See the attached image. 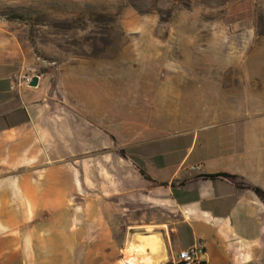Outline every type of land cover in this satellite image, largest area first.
<instances>
[{
	"label": "rangeland",
	"instance_id": "rangeland-1",
	"mask_svg": "<svg viewBox=\"0 0 264 264\" xmlns=\"http://www.w3.org/2000/svg\"><path fill=\"white\" fill-rule=\"evenodd\" d=\"M71 57L104 60L106 98L89 99L66 84L58 89V68ZM26 77L41 84L27 86ZM25 106L33 120L24 132L48 147L10 152L11 143H1L0 194L17 189L22 177L51 175L67 193L76 226L85 205L103 203L123 208L109 220L118 245L127 224L135 223L139 236L167 232L161 226L180 219L175 207L132 202L142 161L131 144L215 140L220 112L251 116V140L254 127L264 132V0H0V116ZM152 130L150 139L143 136ZM29 152L37 164L14 163ZM101 158L113 193L115 166L122 165L125 192L99 202ZM13 189L8 206L18 204ZM5 234L18 239L19 231L0 228Z\"/></svg>",
	"mask_w": 264,
	"mask_h": 264
},
{
	"label": "crops",
	"instance_id": "crops-1",
	"mask_svg": "<svg viewBox=\"0 0 264 264\" xmlns=\"http://www.w3.org/2000/svg\"><path fill=\"white\" fill-rule=\"evenodd\" d=\"M103 62L101 58L71 57L64 67L58 68L54 83L58 89L59 85L66 84L67 90L82 92L89 99L94 98V94L106 98L107 78L100 77L99 67ZM40 84L41 80L37 78V86ZM17 111H23L27 120L21 123L15 119L16 123L8 126L0 124V146L3 142H10V152L24 145L48 147L42 144L40 135L41 145H36L34 132H24V127L33 120L29 107L17 108L0 116V120L5 121ZM250 117L224 112L216 114L212 129L216 130L217 139L200 144L191 141L182 145L168 140L132 143V154L141 159L146 175L156 183L167 184L157 186L146 181L135 169L134 181L138 188L132 186L130 189L132 202L143 198L153 207H175L180 219L170 228L163 224L161 227L167 232L163 230L142 236L134 233L138 227L135 223L127 224L121 245L112 237L113 226L109 220L112 213H122V207L112 208L103 203L85 205L82 226H76L71 221L67 193L60 188L55 176L44 177L41 181L22 177L17 189L10 188L0 194V228L19 231L18 239L10 234L0 237V264H118L120 256L123 264L126 257L146 258L149 264H168L179 250L195 242L204 246V264H264V204L250 190L235 186L238 181L264 191V143L261 142L264 132L262 128L254 127L258 135L253 132L251 140L250 131L245 132L251 127ZM241 128L242 139L237 140ZM153 134L152 130L143 136L150 139ZM32 159V152H29L14 163L33 165L37 164L39 157ZM125 159L119 157L118 161L121 163ZM99 161V202L108 195L122 196L125 192L122 165L119 164L121 168L115 166L113 193L107 187L106 159ZM219 173L237 179H193L201 174ZM183 181L185 187L180 190L179 183ZM171 183H175L179 202L172 196ZM12 189L19 199L17 207L8 206ZM10 217L12 221L8 219ZM148 235L158 240V248L150 245ZM133 246L141 247L143 252H133Z\"/></svg>",
	"mask_w": 264,
	"mask_h": 264
},
{
	"label": "trees",
	"instance_id": "trees-1",
	"mask_svg": "<svg viewBox=\"0 0 264 264\" xmlns=\"http://www.w3.org/2000/svg\"><path fill=\"white\" fill-rule=\"evenodd\" d=\"M11 18H13V17H11ZM15 119L19 120L21 123H23L27 120L26 115L23 111H17V112L10 114L6 118V120H5V121H7L6 125L7 126L8 125H14L16 123ZM136 170L138 171L139 175L146 181L152 182L153 184H155L157 186H166L167 185L164 183H156V182L152 181L146 175L145 171L141 167H136ZM193 179L194 180L202 179V180H209V181H215L217 179H226V180H230V181H235L237 179V177L231 176L228 174H224V173H219V174H201V175L195 176ZM235 186L239 189L250 190L264 204V191L262 189L248 185V184H244V183H236ZM179 187H180V190H182L183 187H185L184 181L179 183ZM170 188H171L173 198L179 202L180 198H179L178 192L176 191L175 183H171ZM185 193L186 192H182V195H184V196L187 195V193L186 194Z\"/></svg>",
	"mask_w": 264,
	"mask_h": 264
},
{
	"label": "built area",
	"instance_id": "built-area-1",
	"mask_svg": "<svg viewBox=\"0 0 264 264\" xmlns=\"http://www.w3.org/2000/svg\"><path fill=\"white\" fill-rule=\"evenodd\" d=\"M31 78H24V84L30 86ZM205 249L200 242L193 243L190 247L179 250L175 259L168 264H204Z\"/></svg>",
	"mask_w": 264,
	"mask_h": 264
},
{
	"label": "bare ground",
	"instance_id": "bare-ground-1",
	"mask_svg": "<svg viewBox=\"0 0 264 264\" xmlns=\"http://www.w3.org/2000/svg\"><path fill=\"white\" fill-rule=\"evenodd\" d=\"M147 239L149 240L150 242V245L152 246H155L156 248L159 247V242L158 240H156L152 235H148L147 236ZM132 251L139 254V253H142L143 252V249L139 246H133L132 247ZM124 263L125 264H135V263H138V264H149L150 262H148V260L145 258H138V259H132V258H125L124 259Z\"/></svg>",
	"mask_w": 264,
	"mask_h": 264
},
{
	"label": "water",
	"instance_id": "water-1",
	"mask_svg": "<svg viewBox=\"0 0 264 264\" xmlns=\"http://www.w3.org/2000/svg\"><path fill=\"white\" fill-rule=\"evenodd\" d=\"M31 87H36L37 86V78H33L31 84H30Z\"/></svg>",
	"mask_w": 264,
	"mask_h": 264
}]
</instances>
